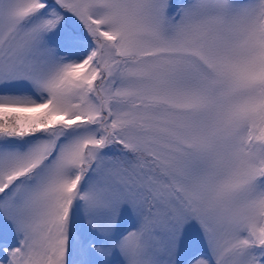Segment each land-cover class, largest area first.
I'll list each match as a JSON object with an SVG mask.
<instances>
[{"label":"snow or ice","instance_id":"6c2138e0","mask_svg":"<svg viewBox=\"0 0 264 264\" xmlns=\"http://www.w3.org/2000/svg\"><path fill=\"white\" fill-rule=\"evenodd\" d=\"M0 264H264V0H0Z\"/></svg>","mask_w":264,"mask_h":264}]
</instances>
